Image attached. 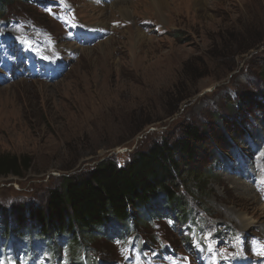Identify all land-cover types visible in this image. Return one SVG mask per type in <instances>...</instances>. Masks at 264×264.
Here are the masks:
<instances>
[{
	"label": "rangeland",
	"instance_id": "rangeland-1",
	"mask_svg": "<svg viewBox=\"0 0 264 264\" xmlns=\"http://www.w3.org/2000/svg\"><path fill=\"white\" fill-rule=\"evenodd\" d=\"M128 1L137 4L129 19L103 8L114 21L98 33L76 29L96 22L90 0H0V155L29 160L21 175L0 176V206H43L63 176L104 159L121 166L187 124L223 140L224 159L209 148L218 158L205 157L211 176L201 192L192 185L183 222L131 219L79 248L37 237L1 251L0 264H216L215 255L264 264L255 255L264 239V0ZM249 163L253 201L233 184L246 181Z\"/></svg>",
	"mask_w": 264,
	"mask_h": 264
},
{
	"label": "trees",
	"instance_id": "trees-1",
	"mask_svg": "<svg viewBox=\"0 0 264 264\" xmlns=\"http://www.w3.org/2000/svg\"><path fill=\"white\" fill-rule=\"evenodd\" d=\"M237 101L254 104L245 95H239ZM218 140L209 128L201 131L187 124L177 138L153 141L121 166L104 159L80 178L63 176L43 206L28 204L10 210L0 206V252L5 254L8 247L16 250L37 237L49 240L56 250L64 239L79 248L98 228L104 232L115 226L125 228L131 219L136 227L153 218L187 220L191 209L187 194L193 192L192 185L197 192L204 190L211 176V166L205 163L209 148L224 159ZM28 166L27 156L0 155V176L21 175ZM25 231L31 233V241ZM24 247L21 252H25Z\"/></svg>",
	"mask_w": 264,
	"mask_h": 264
},
{
	"label": "bare ground",
	"instance_id": "bare-ground-1",
	"mask_svg": "<svg viewBox=\"0 0 264 264\" xmlns=\"http://www.w3.org/2000/svg\"><path fill=\"white\" fill-rule=\"evenodd\" d=\"M151 5L157 9H165L168 8L169 5H175L176 3H174L173 0H150ZM149 2V4H150ZM90 10L93 11V16L96 19V22H94L91 26H88L87 23L80 21V26L79 28L76 29H82L84 31H94V32H98V33H102L101 30H99L100 28H104L108 25H110L114 20H111L110 23H108L104 18L106 17L105 14L106 12L103 10V8L108 7V9H112L114 11H112V14H117L122 17L123 19H129L131 17L130 15V5L131 6H136L137 4H135L134 2H130L128 0H105V1H101V0H90L89 4ZM195 5L198 7H204V3L202 0H195ZM133 12V11H131ZM135 13V12H134ZM77 18L76 14L72 15L70 19V23L69 21H67V24L69 25V27L74 23L75 19ZM152 19V18H151ZM149 20V18H148ZM94 25V26H93ZM73 26V25H72ZM98 26V27H97ZM141 32H138L137 35L138 37H141ZM106 41V40H105ZM101 45V43H100ZM254 172V168L252 167V163H249V171L245 173V175H243L245 177L246 181H239V180H233L234 181V187H236L237 190L242 191V192H247L248 194H250V198L247 197V199H251L252 201L254 200L253 198L255 197L254 193L252 192L251 188L248 186L249 185V181L252 178V173ZM264 179V174L260 175V177L257 178L258 184L259 186H264V181H261ZM242 194V193H241ZM247 195V194H246ZM249 196V195H248ZM232 216V215H230ZM237 223V221L235 222ZM254 225V224H253ZM253 228V227H252ZM241 230V229H240ZM245 234H247L248 232L244 230ZM258 251L255 254L256 256H264V239L261 238L260 242H258ZM214 262L216 264H221L222 262H224L226 259L231 260L232 264H246V262L241 261L239 259H232L230 257H224V258H220L217 255H215L213 257ZM253 257H250L249 260H253Z\"/></svg>",
	"mask_w": 264,
	"mask_h": 264
},
{
	"label": "snow or ice",
	"instance_id": "snow-or-ice-1",
	"mask_svg": "<svg viewBox=\"0 0 264 264\" xmlns=\"http://www.w3.org/2000/svg\"><path fill=\"white\" fill-rule=\"evenodd\" d=\"M25 43H27V42H25ZM45 59H47V57H45Z\"/></svg>",
	"mask_w": 264,
	"mask_h": 264
}]
</instances>
